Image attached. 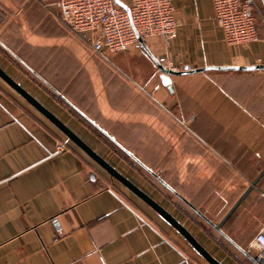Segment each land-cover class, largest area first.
I'll list each match as a JSON object with an SVG mask.
<instances>
[{
    "label": "crops",
    "instance_id": "0c3cea01",
    "mask_svg": "<svg viewBox=\"0 0 264 264\" xmlns=\"http://www.w3.org/2000/svg\"><path fill=\"white\" fill-rule=\"evenodd\" d=\"M55 1L0 0V67L219 262L256 264L243 245L264 223V0L247 45L226 43L212 0H172V43L117 53H94ZM157 55L182 72L171 89ZM225 66L258 68L194 71ZM206 205L227 209L216 222ZM0 264L211 263L0 76Z\"/></svg>",
    "mask_w": 264,
    "mask_h": 264
},
{
    "label": "built area",
    "instance_id": "2783aa9c",
    "mask_svg": "<svg viewBox=\"0 0 264 264\" xmlns=\"http://www.w3.org/2000/svg\"><path fill=\"white\" fill-rule=\"evenodd\" d=\"M212 2L215 20L227 44L247 45L258 39L254 15L256 0ZM54 4L58 18L73 33L88 34L86 42L94 53L126 52L141 43L149 48L152 41L169 45L180 27L172 0H130L126 8L116 0H56ZM155 57L164 67L173 69L167 55ZM160 87L156 84L154 89ZM65 146L63 142L58 149ZM53 223L62 234L58 216L53 217ZM243 250L256 264H264V224L244 243Z\"/></svg>",
    "mask_w": 264,
    "mask_h": 264
},
{
    "label": "water",
    "instance_id": "95a60500",
    "mask_svg": "<svg viewBox=\"0 0 264 264\" xmlns=\"http://www.w3.org/2000/svg\"><path fill=\"white\" fill-rule=\"evenodd\" d=\"M145 51L149 52V48L141 43ZM159 64V69L162 73L161 78L165 85L169 89L171 86L170 75L180 74L182 72L169 69ZM258 67H236V66H225V67H204L201 69H195L194 71H206L210 69H256ZM189 71L188 67L185 72ZM0 76L7 81L15 90H17L26 100H28L32 105H34L38 110H40L44 115H46L57 127H59L72 141H74L78 146H80L86 153H88L101 167H103L113 178L121 181L126 185L131 191L142 198L145 202L156 209L161 215H163L178 231H180L185 238L199 251V253L204 256L211 264H222L216 258H214L197 240L196 238L165 208L149 197L144 191L137 187L128 178L122 175L109 161L104 157L99 155L94 149H92L88 144H86L78 135H76L70 128H68L63 122H61L53 113H51L41 102H39L33 95H31L25 88H23L17 81H15L11 76H9L0 67ZM220 229V226H216Z\"/></svg>",
    "mask_w": 264,
    "mask_h": 264
},
{
    "label": "rangeland",
    "instance_id": "374dc122",
    "mask_svg": "<svg viewBox=\"0 0 264 264\" xmlns=\"http://www.w3.org/2000/svg\"><path fill=\"white\" fill-rule=\"evenodd\" d=\"M114 149V148H113ZM115 150V149H114ZM204 212H207L208 216H210L214 221L216 220V222H218L217 220H219L222 215L224 214L225 210L227 208H223L221 206H214V205H206V206H203L201 208ZM206 224V223H205ZM264 223L262 222L256 229V231H258L260 229V227L263 225ZM210 230H212V228L206 224ZM213 231V230H212ZM215 232V231H213ZM216 233V232H215ZM224 241V240H223Z\"/></svg>",
    "mask_w": 264,
    "mask_h": 264
}]
</instances>
